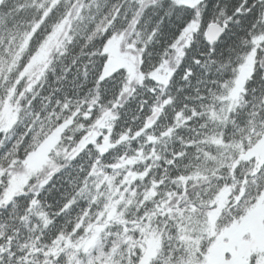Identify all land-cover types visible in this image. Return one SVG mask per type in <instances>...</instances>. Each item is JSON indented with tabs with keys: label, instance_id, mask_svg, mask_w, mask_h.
<instances>
[{
	"label": "snow or ice",
	"instance_id": "snow-or-ice-1",
	"mask_svg": "<svg viewBox=\"0 0 264 264\" xmlns=\"http://www.w3.org/2000/svg\"><path fill=\"white\" fill-rule=\"evenodd\" d=\"M0 264H264V0H0Z\"/></svg>",
	"mask_w": 264,
	"mask_h": 264
}]
</instances>
